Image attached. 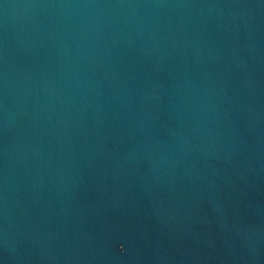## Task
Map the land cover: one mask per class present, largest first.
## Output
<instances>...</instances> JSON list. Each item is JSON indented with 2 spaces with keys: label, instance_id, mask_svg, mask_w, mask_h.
<instances>
[{
  "label": "water",
  "instance_id": "95a60500",
  "mask_svg": "<svg viewBox=\"0 0 264 264\" xmlns=\"http://www.w3.org/2000/svg\"><path fill=\"white\" fill-rule=\"evenodd\" d=\"M0 264H264V0H0Z\"/></svg>",
  "mask_w": 264,
  "mask_h": 264
}]
</instances>
